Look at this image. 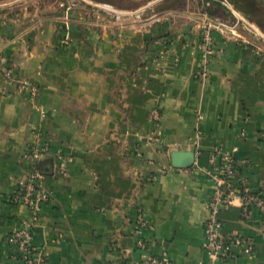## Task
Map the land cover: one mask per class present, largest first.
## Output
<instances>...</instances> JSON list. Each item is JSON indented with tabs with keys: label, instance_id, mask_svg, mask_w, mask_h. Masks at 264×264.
I'll use <instances>...</instances> for the list:
<instances>
[{
	"label": "crops",
	"instance_id": "1",
	"mask_svg": "<svg viewBox=\"0 0 264 264\" xmlns=\"http://www.w3.org/2000/svg\"><path fill=\"white\" fill-rule=\"evenodd\" d=\"M17 1L0 4V264H24L8 236L26 223L47 264H141L143 253L211 264V150L232 152L253 190L264 179V44L214 30L203 79L196 17ZM4 61L28 87L4 76ZM36 142L50 193L38 211L12 200ZM220 217L255 249L214 264H264V212L235 205Z\"/></svg>",
	"mask_w": 264,
	"mask_h": 264
},
{
	"label": "built area",
	"instance_id": "2",
	"mask_svg": "<svg viewBox=\"0 0 264 264\" xmlns=\"http://www.w3.org/2000/svg\"><path fill=\"white\" fill-rule=\"evenodd\" d=\"M196 21L200 26L198 47L204 59L200 75L205 79L208 75L207 65L215 53L212 32L214 30L231 32L232 30L228 29L224 22L209 17L199 16ZM69 42L70 37L68 34L64 35L62 43L68 44ZM2 72L6 78L18 80L21 88L28 87V83L19 78L15 69L5 61L2 64ZM30 91L35 94L36 88L32 86ZM34 107L42 111L38 104L35 103ZM159 117V112L155 110L150 115L149 120L157 122ZM43 151L44 147L36 142L25 154V157L32 162V166L29 174L20 180L18 188L12 195L13 202L23 204L34 211H38L42 203L50 198L49 191L42 185L43 175L37 165ZM209 162L210 168L207 174L213 181V192L208 202L209 215L205 222L203 246L212 260L211 264H214L219 259L235 258L239 253H253L255 249L254 237L240 232L224 234V224L220 215L223 210H228L235 205L241 206L246 212L249 208L255 207L263 213L264 179L260 182L259 190H253L248 181L237 174L240 162L235 159L233 153L218 146L211 150ZM60 168L63 174L68 173L65 162H62ZM145 226L146 221L141 217L138 221L137 230L140 231ZM259 230L264 233V221H261ZM33 239L34 235L30 223L14 229L8 236L9 244L16 250L18 257L24 264H47L45 255L38 250ZM138 246L142 250L146 248V242L143 238L138 240ZM141 264L177 263L166 253L160 255L143 253Z\"/></svg>",
	"mask_w": 264,
	"mask_h": 264
},
{
	"label": "rangeland",
	"instance_id": "3",
	"mask_svg": "<svg viewBox=\"0 0 264 264\" xmlns=\"http://www.w3.org/2000/svg\"><path fill=\"white\" fill-rule=\"evenodd\" d=\"M13 0H0V4H5ZM93 4L107 6L115 12L138 13L142 17L163 16L165 14L182 13L193 18L209 17L214 20L224 22L233 34H245L250 39L264 44V2L259 8L252 12V18L235 5L233 0H88ZM80 0H19L18 4H52L56 3L60 8L74 4H80ZM211 2H218L225 8L215 9L214 15L210 14L209 5ZM245 4V2H244ZM33 6V5H32ZM245 8H249L245 6ZM214 10V9H213ZM259 21L262 25L258 24ZM227 29V28H226ZM239 36V35H238ZM242 40L245 37L239 36ZM244 38V39H243ZM250 41V40H249ZM160 119V117H159Z\"/></svg>",
	"mask_w": 264,
	"mask_h": 264
},
{
	"label": "trees",
	"instance_id": "4",
	"mask_svg": "<svg viewBox=\"0 0 264 264\" xmlns=\"http://www.w3.org/2000/svg\"><path fill=\"white\" fill-rule=\"evenodd\" d=\"M233 2L235 3L236 6H238L239 9H241L244 12L245 15L251 17L252 12L256 11L259 8V5L261 4V2H264V0H233ZM244 2H245V4H244ZM209 5H211V7L208 8L211 15H214L215 9H217L219 7H223L218 2H211ZM245 6H247L249 8H245ZM223 9L225 10L224 7H223ZM257 22H258V24L262 25L259 21H257Z\"/></svg>",
	"mask_w": 264,
	"mask_h": 264
},
{
	"label": "water",
	"instance_id": "5",
	"mask_svg": "<svg viewBox=\"0 0 264 264\" xmlns=\"http://www.w3.org/2000/svg\"><path fill=\"white\" fill-rule=\"evenodd\" d=\"M182 154V151L176 150L173 152V163L174 165H176V159L178 156H180Z\"/></svg>",
	"mask_w": 264,
	"mask_h": 264
}]
</instances>
